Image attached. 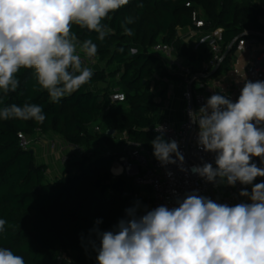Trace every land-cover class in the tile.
I'll list each match as a JSON object with an SVG mask.
<instances>
[{
	"label": "clouds",
	"instance_id": "1",
	"mask_svg": "<svg viewBox=\"0 0 264 264\" xmlns=\"http://www.w3.org/2000/svg\"><path fill=\"white\" fill-rule=\"evenodd\" d=\"M130 0H0V105L20 87L18 74L31 70L34 90L46 91L50 102L60 103L88 84L93 69L86 58L97 55L91 38L81 41L73 26L96 33L104 41L114 29L104 21L128 5ZM137 7L142 8L143 3ZM121 22L123 34L133 36ZM123 52L121 47L117 49ZM189 127L197 126V149L212 154L200 164L186 166L180 141L166 139L162 125L150 142L153 156L167 169L175 165L214 187L237 183L251 186L239 196L250 202L230 206L201 195L198 189L182 196L173 190L174 207L154 208L136 200L110 230H101L97 219L89 230L85 251L95 253L96 264H264V81L245 80L238 98L214 93L198 110L189 109ZM41 105L25 101L0 107V120L35 121L43 124ZM260 159V166L253 158ZM215 165V166H214ZM116 173L122 168L114 169ZM168 176L173 173L168 171ZM8 222L0 218V235ZM15 230V225H9ZM0 264H25L23 256L0 247Z\"/></svg>",
	"mask_w": 264,
	"mask_h": 264
},
{
	"label": "trees",
	"instance_id": "2",
	"mask_svg": "<svg viewBox=\"0 0 264 264\" xmlns=\"http://www.w3.org/2000/svg\"><path fill=\"white\" fill-rule=\"evenodd\" d=\"M141 2L143 7H137ZM194 12L205 22L204 37L222 31L224 48L245 31L252 37H264L259 21L264 16V0H130L104 21L114 34L102 42L96 33L73 26L81 41L91 38L98 45L96 57L104 68L94 71L91 81L70 97L58 104L50 102L46 91L34 90L31 70H21L20 87L0 107L28 101L41 105L46 119L43 124L0 120V218L8 222L6 233L0 235V247L23 256L25 264H61L62 255L73 264H96L95 253L90 247L85 251L81 235L86 245L97 219L102 220L101 230H110L124 216L125 208L132 206L131 195L139 191L126 179L113 180L110 169L115 155L109 152L123 145L121 136L127 133L130 140L153 153L150 142L157 135L150 129L157 123V109L164 105L169 83L182 81L152 53L153 47L158 43L173 45L177 54L191 63L201 64L211 57L204 44L196 49L178 38L180 30L199 31L193 26ZM127 16L135 18L128 25L134 30L131 37L121 28ZM121 47L124 51H117ZM233 55L231 49L218 73L204 81L218 77ZM112 66L119 68L109 72ZM106 81V88L94 90ZM115 91L125 95L124 102H111ZM37 130L42 137L81 145L92 155L63 167L62 176L48 182V168L37 164L33 148L20 147L19 134L32 137ZM9 225H15V230Z\"/></svg>",
	"mask_w": 264,
	"mask_h": 264
},
{
	"label": "built area",
	"instance_id": "3",
	"mask_svg": "<svg viewBox=\"0 0 264 264\" xmlns=\"http://www.w3.org/2000/svg\"><path fill=\"white\" fill-rule=\"evenodd\" d=\"M239 1V0H238ZM190 7V4H188ZM193 26L202 32L205 27V22L199 17L197 12L192 16ZM260 23L264 26V16L260 18ZM253 34L245 31L234 43L228 48H224L222 43V31L218 30L208 34L196 44L206 45L211 55L210 59L200 68L195 69L190 62H185L184 58L177 54L173 45L158 43L153 47L152 53L160 56L166 64L167 69L174 75L182 78L184 102L183 120L176 124L169 120L158 121L151 127V132L159 135L155 128L162 125L167 129L165 133L166 139H175L180 141V149L185 155L186 166L200 164V157L203 156L208 162H213L212 154H206L197 149L195 144V134L197 126L189 127L188 110H198L201 105L206 103L214 93L228 95L235 101L241 89L230 91L223 86V82L210 84L204 81L214 70L222 64L225 53L228 50L234 49V55L249 54L250 63L245 67L244 74L248 80L264 81V38L263 36L252 37ZM85 66L92 69L97 65V57L86 58L81 54ZM232 75L239 77L241 70L234 66L231 69ZM112 103H122L125 101V95L119 91H115L110 95ZM99 131V129H96ZM43 137L39 130L35 135L29 137L25 134H19L20 147L22 149H30L37 144ZM121 138L124 140L123 145L109 152V155H115L110 173L113 180L126 179L134 184L139 189L131 195L133 201L139 200L142 204L149 208L157 207L161 204H167L169 207H174L173 190L181 196L185 192H190L198 189L201 195H205L220 203H227L230 206L240 202H250L245 197H240V190L247 187L251 190V186H244L237 183L235 187L220 186L214 187L211 183L205 182L202 178L191 174L186 175L180 172L175 165H169L167 169L160 166L159 162L154 158L153 153L146 149L141 143L130 140L127 133H124ZM50 147L54 152L61 151L62 156L59 158V163L62 167L68 166L75 161H81L84 157H91L92 153L86 150L81 145H70L64 143L60 146L56 142L51 141ZM253 162L260 166V159L254 157ZM215 166V165H214ZM122 168L123 171L116 173L113 170ZM171 171L173 175L170 177L166 173ZM264 181V177H258L257 183ZM127 194H125L126 196ZM62 255L60 263L73 264L70 258Z\"/></svg>",
	"mask_w": 264,
	"mask_h": 264
},
{
	"label": "crops",
	"instance_id": "4",
	"mask_svg": "<svg viewBox=\"0 0 264 264\" xmlns=\"http://www.w3.org/2000/svg\"><path fill=\"white\" fill-rule=\"evenodd\" d=\"M204 37L203 32H197L190 28L185 30H180L178 38L180 42L185 46L196 45L201 38ZM204 47V46H203ZM207 48V46H206ZM209 53V51H208ZM250 55H233L229 62V72L225 76L220 78L223 72L215 79L210 80V84L214 85L219 82H223V86L228 88L230 91H235L236 89H241L245 80H248L244 74L245 67L250 63ZM185 62H190L187 58H184ZM203 61L201 64L196 62L191 63L195 69L202 67L206 62ZM233 61H235L234 66H237L241 70L239 77L232 75L231 69L233 66ZM98 69L93 68V72ZM183 83L182 81L169 83L168 91L164 96V105L157 109L158 121L169 120L173 123H180L183 120V109L184 102L182 99L183 94ZM50 140L41 139L37 144L34 145V155L37 164L46 165L48 168L47 181L54 182L59 179L63 174V169L59 168L57 165V152H54L50 147ZM62 264H66L63 262Z\"/></svg>",
	"mask_w": 264,
	"mask_h": 264
},
{
	"label": "rangeland",
	"instance_id": "5",
	"mask_svg": "<svg viewBox=\"0 0 264 264\" xmlns=\"http://www.w3.org/2000/svg\"><path fill=\"white\" fill-rule=\"evenodd\" d=\"M204 47H206V45H204ZM234 63H235V61H233V66H234ZM229 61H226L225 63H224V66H223V74L220 76V78H222L223 76H225L226 75V73H228L229 72ZM104 68V65L102 64V63H97V65H96V67H95V69H98V70H101V69H103ZM119 67H117V66H112V67H110L109 69H108V71L109 72H111V71H114V70H116V69H118ZM107 85H108V81H106L105 83H101V84H97L95 87H94V90L95 91H97V90H101V89H104V88H106L107 87ZM46 139V140H50V141H54V142H56V144L58 145V146H60V145H62V144H64L65 142L61 139V138H59V137H54V136H45V137H43L42 139ZM33 149L32 150H34V146L32 147ZM63 154H62V152L59 150L58 152H57V154H56V156H57V166L59 167V168H62L63 169V167L60 165V163H59V158L62 156ZM77 172V169L75 168L73 171H72V173L74 174V173H76ZM63 258H64V256H63ZM64 260H65V258H64Z\"/></svg>",
	"mask_w": 264,
	"mask_h": 264
},
{
	"label": "water",
	"instance_id": "6",
	"mask_svg": "<svg viewBox=\"0 0 264 264\" xmlns=\"http://www.w3.org/2000/svg\"><path fill=\"white\" fill-rule=\"evenodd\" d=\"M229 53H230V50H228V51L225 53L222 62H223L224 59L229 55ZM218 71H219V66L214 70V72H212V73L209 75V77H212V76L216 75V74L218 73ZM31 153H33V151H32Z\"/></svg>",
	"mask_w": 264,
	"mask_h": 264
}]
</instances>
